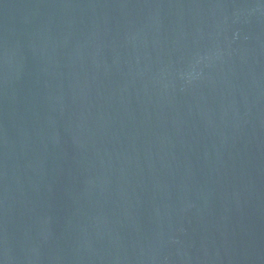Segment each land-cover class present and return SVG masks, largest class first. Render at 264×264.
<instances>
[{
	"label": "water",
	"instance_id": "95a60500",
	"mask_svg": "<svg viewBox=\"0 0 264 264\" xmlns=\"http://www.w3.org/2000/svg\"><path fill=\"white\" fill-rule=\"evenodd\" d=\"M0 264H264V0H0Z\"/></svg>",
	"mask_w": 264,
	"mask_h": 264
}]
</instances>
